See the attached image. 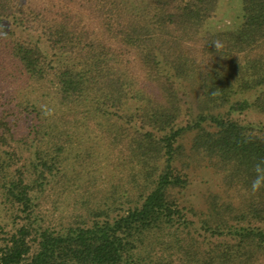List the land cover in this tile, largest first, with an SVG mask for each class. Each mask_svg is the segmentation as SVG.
I'll use <instances>...</instances> for the list:
<instances>
[{
    "label": "trees",
    "instance_id": "16d2710c",
    "mask_svg": "<svg viewBox=\"0 0 264 264\" xmlns=\"http://www.w3.org/2000/svg\"><path fill=\"white\" fill-rule=\"evenodd\" d=\"M0 81V264H264V0H0Z\"/></svg>",
    "mask_w": 264,
    "mask_h": 264
},
{
    "label": "rangeland",
    "instance_id": "374dc122",
    "mask_svg": "<svg viewBox=\"0 0 264 264\" xmlns=\"http://www.w3.org/2000/svg\"><path fill=\"white\" fill-rule=\"evenodd\" d=\"M233 2L234 1L230 2L229 6H228V2L226 4H222L220 7V10L218 9L217 12L219 14V17L217 18L216 21L212 22V23H215L216 27L223 28L224 26L230 25L235 21L234 16H235L236 11H233V9L235 7V5H232ZM227 6L229 7V10H228ZM224 11H225V13H224ZM221 12L223 13L222 16H221ZM23 35L25 37L26 36L28 37V34L23 33ZM27 39H31V38H27ZM1 82L3 83V86H1V84H0V94H5L8 91L6 89L8 87V84H5V82H3V81H0V83ZM39 92H40V90L36 89L32 93L34 95H37ZM247 111H250V110L247 109L245 112H247ZM251 112H252L251 113L252 116L249 118L250 120H253L254 122H264V116L262 114L257 113L252 109H251ZM103 164H105V161L100 162V165H103ZM202 175L207 176L206 174H202ZM201 179L205 180L206 177H203ZM206 183L204 184V182H201V181L200 182H194V184H193L194 186L190 189L191 195H193V196L196 195L198 193V190H200L202 187H204V185H206Z\"/></svg>",
    "mask_w": 264,
    "mask_h": 264
},
{
    "label": "clouds",
    "instance_id": "9594fccd",
    "mask_svg": "<svg viewBox=\"0 0 264 264\" xmlns=\"http://www.w3.org/2000/svg\"><path fill=\"white\" fill-rule=\"evenodd\" d=\"M213 44L217 51L221 50L223 47V44L219 40L213 41ZM42 112L46 117L53 114V110L49 109L47 106H43ZM254 172L255 177L250 186L252 194H256L264 188V160H261L254 165Z\"/></svg>",
    "mask_w": 264,
    "mask_h": 264
}]
</instances>
